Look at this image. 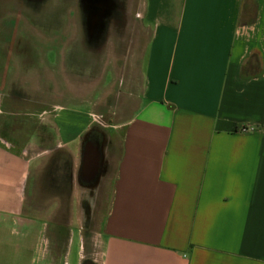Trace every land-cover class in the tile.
Segmentation results:
<instances>
[{
    "label": "crops",
    "instance_id": "crops-1",
    "mask_svg": "<svg viewBox=\"0 0 264 264\" xmlns=\"http://www.w3.org/2000/svg\"><path fill=\"white\" fill-rule=\"evenodd\" d=\"M127 4L123 34L98 57L109 42H142L132 64L116 77L104 65L45 69L62 86L31 118L11 110L28 43L0 18V264H83L77 217L98 202L101 264H264V0ZM77 78L107 96L115 86L130 117L102 129Z\"/></svg>",
    "mask_w": 264,
    "mask_h": 264
},
{
    "label": "rangeland",
    "instance_id": "rangeland-1",
    "mask_svg": "<svg viewBox=\"0 0 264 264\" xmlns=\"http://www.w3.org/2000/svg\"><path fill=\"white\" fill-rule=\"evenodd\" d=\"M52 10V12L46 11L51 15L42 16L36 11L31 14L17 7L0 4V18L7 17L12 20L11 23L18 24L13 27L15 33L18 34L19 39H22L23 43H26V41L28 43H26L27 46H25V48H22L20 51L18 50L17 54H20V57L14 58V65L17 66V68L28 69L27 73L22 72L16 75V81L18 82L17 85H14L17 89L21 90H16L15 93L19 95L22 93L21 96L24 101H14L15 103L11 106L12 113H16V110L21 109L26 115L29 114L27 118L33 117L31 114L38 112L37 110L40 112L43 108L50 110L51 107L47 105V93L48 91L52 92L51 89L53 85H55V87L62 86V84H60V79L55 78L52 71H47L45 69H95L94 66L101 67L104 65L108 69H113L114 77H116L117 70L121 69L122 64L126 61L125 57L129 55L128 62L131 65L134 60L133 56H137V52L142 48V42H131L126 40L120 43L112 41L105 46L104 55L98 57L96 61L92 59V63H90V58H86L85 50H80V48H84V45L81 42L78 44L73 43L74 35L77 33V26L75 24V17L73 16L72 9H60V14L57 16L58 20H55L56 9L52 8ZM90 11L93 12L91 9ZM54 20L55 22L58 21L60 25L51 26L55 24L52 22ZM47 21L52 23L46 25L45 22ZM42 23L44 25H41ZM130 37L131 36L128 38L130 39ZM93 42L97 44L95 43L96 41ZM54 43L61 48L59 55L47 50L48 45H53ZM22 78H24L23 81ZM21 83H27V89L22 88L23 86ZM100 83L101 82L93 84L86 83L85 79L77 78L75 84L77 87V98L90 101L91 93H94V99H97L96 105L94 106V116H96L97 125L102 127V129L107 130L110 126L123 125L125 122L124 120L130 117V113L134 110V107L127 112L119 113V111H123V107H118L117 110V106H115V94L117 92L115 86L109 83V85L114 88L109 91L107 96L104 93L101 94L100 87H102L103 84L101 83L98 87ZM72 85H74V83H72ZM97 88L99 89L97 90ZM42 96L45 97V104L41 103V106H36V98ZM13 97H15V94H13ZM26 187L27 193L32 194L31 190L33 189L30 182ZM85 206L87 205L85 204ZM106 209L107 203L98 202L93 217L88 216L85 219L77 217L76 228L78 233H81L85 244V259L89 258L94 264H101L102 262L103 243L100 237V225ZM74 260L75 256L73 255L71 257L72 264H74Z\"/></svg>",
    "mask_w": 264,
    "mask_h": 264
},
{
    "label": "flooded vegetation",
    "instance_id": "flooded-vegetation-1",
    "mask_svg": "<svg viewBox=\"0 0 264 264\" xmlns=\"http://www.w3.org/2000/svg\"><path fill=\"white\" fill-rule=\"evenodd\" d=\"M127 2L128 0H0V4L17 7L31 14L36 11L42 16L51 15L46 11L52 12L54 8L56 18L60 14V9H72L79 42L84 45V48L88 44L91 46V50L97 54L93 58L95 60L103 51L102 44L105 40L120 36L124 30V21L131 18V11L126 9ZM56 18L55 20H58ZM55 20L52 22L58 24ZM61 221L64 219L61 218ZM83 264L94 263L87 258Z\"/></svg>",
    "mask_w": 264,
    "mask_h": 264
},
{
    "label": "built area",
    "instance_id": "built-area-1",
    "mask_svg": "<svg viewBox=\"0 0 264 264\" xmlns=\"http://www.w3.org/2000/svg\"><path fill=\"white\" fill-rule=\"evenodd\" d=\"M250 130L251 129H249V128H242V129H240V133L245 134V133L249 132Z\"/></svg>",
    "mask_w": 264,
    "mask_h": 264
}]
</instances>
